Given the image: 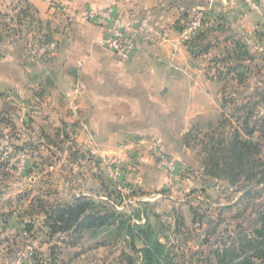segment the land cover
I'll return each instance as SVG.
<instances>
[{"label": "crops", "instance_id": "1", "mask_svg": "<svg viewBox=\"0 0 264 264\" xmlns=\"http://www.w3.org/2000/svg\"><path fill=\"white\" fill-rule=\"evenodd\" d=\"M258 1L259 11H249L240 0L235 8L217 0L197 36L203 35L210 49L194 56L188 46L196 37L185 42L182 32L195 11L207 9V0H0V17L15 4L18 18L10 19L13 23L9 25L19 33L17 37L0 36V107L15 124L22 123L27 142L38 138L57 142L46 150H32L33 162L24 183L3 196L2 201L10 198V205L23 210L19 214L11 211L6 227L0 224V236L13 242L5 264H19V254L30 246L43 257L41 264H129L128 256L134 258L132 264H142L128 237L118 234L115 227L85 230L79 236L52 235L46 224L47 209L70 205L80 197L116 214L151 202L145 216L135 219L130 213L125 218L132 217V224H151L167 254L175 255L179 264L216 263L212 252L222 249L223 242L230 245L234 232L220 231L227 239L211 241L210 232H201L206 223L197 227L201 218L194 210L200 215L206 208L203 199L212 202L209 196H222L214 195L221 183L201 174L186 146L216 130L225 113V82L233 81L235 90L251 96L264 90V0ZM108 7H114L125 21L152 19L169 30L168 40L157 46L144 44L130 62L122 64L100 44L105 28L84 20L88 10ZM234 48L236 55L244 53L235 62L243 67V83L235 72L220 78L213 69L217 64L225 71L228 64L220 60ZM262 108H258L261 115ZM76 118L80 120L78 144L68 149L61 139L62 128ZM156 143L191 171L179 192L163 193L167 174L150 156ZM101 157L123 165L122 192L111 185ZM235 186V208L248 200L256 215L255 220L251 218L252 226L245 229L250 235L264 211V186L247 187L245 182ZM113 190L148 197L130 198L132 202L121 211L108 198ZM223 205L222 210L233 206ZM240 219L235 216V230L242 227ZM143 248V241H137L136 249Z\"/></svg>", "mask_w": 264, "mask_h": 264}, {"label": "trees", "instance_id": "2", "mask_svg": "<svg viewBox=\"0 0 264 264\" xmlns=\"http://www.w3.org/2000/svg\"><path fill=\"white\" fill-rule=\"evenodd\" d=\"M188 47L194 56L208 52L210 49L203 35L194 38ZM243 54L236 55L234 48L233 53H227L225 58L220 60L228 64L225 71H220L217 64L213 69L221 75L220 78L235 72L236 79L243 83L246 80L245 73L241 72L243 67L235 63ZM255 97L259 99L250 100L238 108V113L244 116L241 115L237 119L239 126L235 128L230 139L216 140L215 136L211 137L214 144L208 146L210 155L204 162L206 175L210 179L228 180L235 185L245 182L247 187L264 186V114L258 113V108L264 106V90L256 93ZM251 194L252 192L248 191L246 195ZM194 213L200 216L196 210ZM46 215V224L51 229L52 235L72 233L79 236L85 230L115 227L118 234L122 233L128 237L130 247L135 255L140 254L142 264H179L175 261V255L167 254L166 245L158 239L151 224H132V217L128 219L123 217L125 219L119 221L116 213L109 212L89 198L80 197L70 205L50 207ZM133 218L138 217L133 216ZM27 229L29 230L30 227ZM233 235L234 239L231 237L230 245L223 242L222 249L212 252L216 260L215 264H264V211L259 214L250 235H247L242 227H238ZM139 240L144 243V248L141 250L136 249V243ZM33 260L35 264H41L44 261L40 253L36 251ZM126 260L132 264L134 258L128 256Z\"/></svg>", "mask_w": 264, "mask_h": 264}, {"label": "rangeland", "instance_id": "3", "mask_svg": "<svg viewBox=\"0 0 264 264\" xmlns=\"http://www.w3.org/2000/svg\"><path fill=\"white\" fill-rule=\"evenodd\" d=\"M15 13H16V7L14 4L8 7L7 12L1 14L0 19L3 22H2V25H0V36L3 35V36L17 37V35L19 34L17 31H14V32L12 31L14 29V27H12L13 24L9 25V23H13L11 22L13 18L15 19L18 18V16L15 15ZM30 31L32 32L33 29L31 28ZM28 33H29V29H26V34ZM225 85H226V91H227L224 95V102H223L225 104V109H224L225 113L223 114V117H221V120L219 121V124L217 125L216 130H214L211 133H207L206 135H202L201 137L198 136L196 137V139L194 138L191 142L190 141L187 142V146H186L192 151L193 158L198 163V166L201 168V171H202L201 174L205 175L206 177L207 175H206L204 162H205V159H207L210 155V148H208V146H211L212 144H214V142H212L211 140V137L215 136L216 140L217 139L218 140L228 139V138L230 139L231 135L235 132V128L239 126V122L237 121V119H239L241 115L244 116V114L238 113V108L242 105H245L250 100L253 101L255 99H259V97H254L253 99L251 98L255 96L256 93H254V95L252 94L251 96V94H245L244 91L242 90H235V83H233V81H227L225 82ZM263 109L264 108H262L260 111L262 112ZM63 128H62L61 139L63 142L66 143V147H69L68 149H73V147L67 143L65 133L63 132ZM25 133L26 132L24 130V126L22 125V123L19 122L18 125L15 124V122H13V118H11V116L8 115L6 111H4L3 107H0V197H1L0 198V224H3L1 228H4L7 226L8 223H5V221L8 220L7 216L10 214L11 211H16L18 212V214L22 213L23 211L21 210V207L19 205H10V203L8 202L10 198L6 200L5 202L2 201V199L5 198L3 197L4 195H6V197L9 196V194L12 192L11 188L14 185H17L19 183H24V176L26 175L27 170L29 169V166L33 162V158H31L29 154L30 164L28 165L24 173H20L16 168L18 156L20 155V153H22L23 150L24 152L30 153L32 150L49 149L48 148L49 144L52 146H56L57 144L56 141L48 142L46 140H43L42 142L41 138L35 139V141L33 142H29V141L27 142L24 137ZM181 166H182L183 172L180 174V177H179L180 182L188 178L189 174L191 173V171L182 163H181ZM213 181L217 183H221L220 190L216 192L214 195L219 193L222 196H218L216 198L209 196V198L214 204L210 202V200L207 199L208 201H206V205H205L206 208H202L200 212V218L202 219L198 221L197 227L203 226L206 223L201 232H203L204 235L206 233L208 235V233L210 232L211 241H217V240L222 241V240L227 239V235L220 231L229 229V231L235 232V216H239L241 218L240 220H241L243 229H248L252 226L253 221H251V218L255 220L256 215L254 216V212L253 210H251L252 205L248 203V200H244L242 204H240V208L239 207L235 208L234 202H235V198L238 195V194L237 195L235 194V189H236L235 183H231L228 180H217V181L213 180ZM111 185L114 188H117L112 183ZM114 190H113L111 197L108 195V198L110 200L111 198H113L114 199L113 202L117 204L119 210L121 211L124 210L122 209V207L123 208L125 207V205H122L124 200H129L130 198L141 199V198L148 197V196L143 197L141 194L132 193V192H130L127 195H122L121 193L120 194L116 193ZM220 199H223V200H220ZM228 203L233 206H231V208L228 210H222L225 207V205L222 206V204H228ZM151 204H152L151 202H146L145 204L143 202H140L138 206L126 207L123 213L117 214L119 218L118 220L120 221V219H125L123 217H125L126 214L128 215L130 213L132 216L136 218L142 217L143 215L145 216V214L147 213V210H150V207H152V206H149ZM214 205H221V206L216 208L214 207ZM211 208L216 209V211H211ZM137 209H139V211H137ZM222 211H223V215H222ZM15 222L16 220L14 219L13 221H11V224ZM4 239L6 240V238H2L0 236V264L6 263L7 251H9L13 246L12 239L10 241L8 239V243L5 242ZM208 240L210 239L207 236V241ZM27 252L35 253V250L31 246L30 248L28 247L26 249H23V252L19 254L20 255L19 264H21L22 259L25 258ZM8 253H10V251ZM178 255L180 256V254ZM190 258L193 259L194 257L190 256ZM31 261H34V260H30V262ZM176 262L179 263V261L177 260Z\"/></svg>", "mask_w": 264, "mask_h": 264}, {"label": "built area", "instance_id": "4", "mask_svg": "<svg viewBox=\"0 0 264 264\" xmlns=\"http://www.w3.org/2000/svg\"><path fill=\"white\" fill-rule=\"evenodd\" d=\"M217 0H207L206 10H197L192 15L191 20L186 24L182 32V37L185 42L197 37L204 29L207 23L206 13L215 9ZM225 6L235 8L238 0H222ZM243 2L246 10L259 11L261 5L258 0H240ZM84 20L87 23L98 24L105 28V35L102 37L100 44L106 49L112 51L122 64L130 62L138 53L144 44L153 46L162 45L168 40L169 30L160 28L150 18H142L138 21H125V19L116 11L114 7L105 9H90L84 15ZM77 116V114H74ZM79 119L65 124L63 132L65 133L67 143L76 148L77 134L79 127ZM150 156L153 161L167 174L168 181L165 185L164 192H179L181 190V182L179 181L180 174L183 172L179 158L176 155L170 154L166 149L154 144L150 149ZM100 163L106 167L108 177L113 185L122 192L123 183L125 181V169L117 160H111L101 157ZM30 164L28 152H22L18 156L16 168L20 173H24ZM139 199V198H134ZM131 200H124L122 205L131 203ZM134 202V201H133ZM206 202V200H202ZM221 205H214L218 208ZM34 253L27 252L21 264H28L33 260Z\"/></svg>", "mask_w": 264, "mask_h": 264}, {"label": "water", "instance_id": "5", "mask_svg": "<svg viewBox=\"0 0 264 264\" xmlns=\"http://www.w3.org/2000/svg\"><path fill=\"white\" fill-rule=\"evenodd\" d=\"M73 76H76L75 72L72 73Z\"/></svg>", "mask_w": 264, "mask_h": 264}]
</instances>
